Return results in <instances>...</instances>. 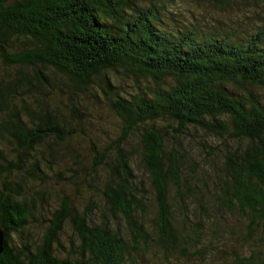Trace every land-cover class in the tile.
Here are the masks:
<instances>
[{"label":"trees","instance_id":"obj_1","mask_svg":"<svg viewBox=\"0 0 264 264\" xmlns=\"http://www.w3.org/2000/svg\"><path fill=\"white\" fill-rule=\"evenodd\" d=\"M171 1L0 0V264H264L260 250L203 246L218 216L247 221L251 234L264 223V0H207L224 16L247 5L228 19L203 8L173 11ZM90 105L121 124L106 146L87 134ZM174 125L246 144L214 163L220 180L204 167L190 181L165 149ZM79 134L89 139L88 185L123 227L99 204L79 209L64 189L33 237L28 180L54 169L52 142L66 145L73 176L85 169L71 142ZM133 135L151 197L131 165Z\"/></svg>","mask_w":264,"mask_h":264},{"label":"rangeland","instance_id":"obj_2","mask_svg":"<svg viewBox=\"0 0 264 264\" xmlns=\"http://www.w3.org/2000/svg\"><path fill=\"white\" fill-rule=\"evenodd\" d=\"M196 1V3H195ZM171 9L174 11L187 13L189 9L199 12L203 9L205 11H212L217 18L228 19L231 17H237L236 12L247 5L240 3V5L231 8L230 13L223 15L222 13H215L213 6L208 3L207 0H172L170 2ZM241 6V7H240ZM211 15L209 14L208 17ZM3 66L0 64V71ZM116 74V73H115ZM118 80L120 77L116 74L113 75ZM86 111V119L90 124L86 127L87 134L90 138L98 141L100 145H108L121 135L122 128L118 118L112 114L108 109L101 105H90V108ZM166 123H163L165 125ZM89 128V129H88ZM80 130H83L79 127ZM168 136L165 142V149L169 155L178 154L179 161L181 163L182 177L193 181L195 175H200L201 170L205 167L207 173H212L220 180L223 176V169L221 166L215 167V164L223 162V155L228 149L235 150L236 148L243 147L246 143L243 141L234 142L229 140V137L219 138L211 137L209 134H201L200 131L190 130L188 133H180L177 131L176 126H169L167 128ZM79 142H73V146L78 148L77 152L81 155L82 166L86 169H81L79 174L73 176L74 170L77 169V165L74 160L70 158L67 153L65 144H57L52 142L51 147L58 151L59 159L54 161V169L47 170V175L43 179L36 178L33 181H29V198L34 197L36 208L34 209L35 220L34 230L32 232L33 237H37L42 225L46 224L47 219L52 216V212L58 208L61 198L64 196V189L73 197L74 204L79 209H85L87 204H99L103 210L106 209V205L103 206V200L99 196L98 190L94 187H90L89 174L86 172L91 171V158L88 153V137L79 134ZM139 137L133 135L130 139V144L135 150V157L131 163L134 173L137 175L138 180L142 181L143 186L146 189V193L153 196V188L150 185L149 173L146 168V164L142 160L141 152L137 142ZM209 145H214L215 148H211ZM69 149V147H68ZM132 149V148H131ZM133 151V150H132ZM139 151V152H138ZM8 154V147L6 152ZM134 153V152H133ZM10 154V153H9ZM209 169V170H208ZM215 170V172L211 171ZM197 174H196V173ZM17 179V178H16ZM5 180L4 174L0 171V188H2L3 181ZM75 183V184H74ZM77 183V185H76ZM78 188V189H77ZM21 197V196H19ZM32 199V198H31ZM173 201V200H171ZM153 202V200H151ZM153 209V204H150ZM107 212L106 219L110 224L116 227H123L119 221L112 218V212ZM174 213L177 215L178 211L174 209ZM101 217L97 212L96 218ZM218 218L222 221L221 225H215L212 221L208 222V229L205 232L207 236L203 246H213L218 249L228 250L232 248L233 244H237L243 250H260L264 252V223L260 224L253 232L250 233L249 223L245 220H240L237 216H224ZM217 231L214 232V229ZM73 235L70 224H67L63 232V241L67 243L69 238ZM218 247V248H217ZM214 250V249H213ZM177 264H202L197 258L190 259L182 258Z\"/></svg>","mask_w":264,"mask_h":264},{"label":"water","instance_id":"obj_3","mask_svg":"<svg viewBox=\"0 0 264 264\" xmlns=\"http://www.w3.org/2000/svg\"><path fill=\"white\" fill-rule=\"evenodd\" d=\"M4 249H5V232L0 227V254L3 253Z\"/></svg>","mask_w":264,"mask_h":264}]
</instances>
